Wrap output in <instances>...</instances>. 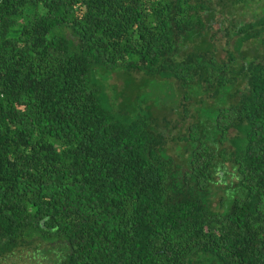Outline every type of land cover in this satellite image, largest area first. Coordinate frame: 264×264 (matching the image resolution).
Listing matches in <instances>:
<instances>
[{
  "label": "trees",
  "instance_id": "16d2710c",
  "mask_svg": "<svg viewBox=\"0 0 264 264\" xmlns=\"http://www.w3.org/2000/svg\"><path fill=\"white\" fill-rule=\"evenodd\" d=\"M29 250L264 264V0H0V264Z\"/></svg>",
  "mask_w": 264,
  "mask_h": 264
},
{
  "label": "rangeland",
  "instance_id": "374dc122",
  "mask_svg": "<svg viewBox=\"0 0 264 264\" xmlns=\"http://www.w3.org/2000/svg\"><path fill=\"white\" fill-rule=\"evenodd\" d=\"M248 11V14L250 15L253 11H256V13H260V9H255L254 7H251L250 10H247ZM242 13H245V9L241 11ZM217 26V25H216ZM228 203V201H226ZM33 254V251L29 250V251H25L23 253H21V257L17 258L15 261L18 263V264H30V260H28L27 258L31 257ZM26 256V259L25 257ZM55 264V263H54Z\"/></svg>",
  "mask_w": 264,
  "mask_h": 264
}]
</instances>
